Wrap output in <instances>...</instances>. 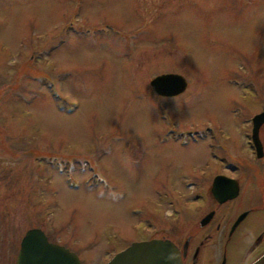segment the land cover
<instances>
[{"label": "rangeland", "instance_id": "rangeland-1", "mask_svg": "<svg viewBox=\"0 0 264 264\" xmlns=\"http://www.w3.org/2000/svg\"><path fill=\"white\" fill-rule=\"evenodd\" d=\"M171 73L187 90L160 98ZM244 85L264 89V0H0V264L31 228L107 264L171 196L178 152L202 166L226 138Z\"/></svg>", "mask_w": 264, "mask_h": 264}, {"label": "flooded vegetation", "instance_id": "flooded-vegetation-1", "mask_svg": "<svg viewBox=\"0 0 264 264\" xmlns=\"http://www.w3.org/2000/svg\"><path fill=\"white\" fill-rule=\"evenodd\" d=\"M257 80L262 82V76ZM241 89L239 101L227 97L230 110L238 104L239 117L227 121L226 138L212 141L214 151L206 153L202 166L193 160L198 155L178 152L177 186L171 196H164L166 186H161L163 197L155 202L156 211L139 208L140 213L145 212L144 222L132 223V227L144 230L142 237L131 240L114 255L134 242L158 239L170 241L177 248L181 264H256L264 258V121L254 127L255 117L264 113V89L245 85ZM253 107L256 111L248 115ZM164 132L160 141L174 144ZM178 145L183 148L188 144ZM239 147L246 152H239ZM216 158L220 161L217 170ZM135 208L130 209L132 216L137 215ZM20 243L14 260L6 252L1 264H16Z\"/></svg>", "mask_w": 264, "mask_h": 264}, {"label": "water", "instance_id": "water-1", "mask_svg": "<svg viewBox=\"0 0 264 264\" xmlns=\"http://www.w3.org/2000/svg\"><path fill=\"white\" fill-rule=\"evenodd\" d=\"M154 93L162 98H175L187 88L186 80L177 74L156 76L150 83ZM264 121V113L255 117L254 127ZM16 264H81L78 256L64 246L48 241L41 229L28 230L21 243ZM107 264H181L177 248L167 240L132 243ZM256 264H264L262 258Z\"/></svg>", "mask_w": 264, "mask_h": 264}]
</instances>
